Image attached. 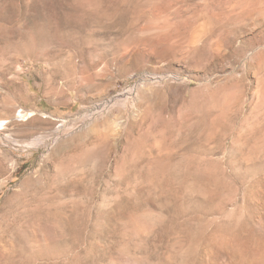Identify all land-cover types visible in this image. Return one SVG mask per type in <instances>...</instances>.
Listing matches in <instances>:
<instances>
[{
    "label": "rangeland",
    "instance_id": "1",
    "mask_svg": "<svg viewBox=\"0 0 264 264\" xmlns=\"http://www.w3.org/2000/svg\"><path fill=\"white\" fill-rule=\"evenodd\" d=\"M0 125V264H264V0H0Z\"/></svg>",
    "mask_w": 264,
    "mask_h": 264
},
{
    "label": "bare ground",
    "instance_id": "2",
    "mask_svg": "<svg viewBox=\"0 0 264 264\" xmlns=\"http://www.w3.org/2000/svg\"><path fill=\"white\" fill-rule=\"evenodd\" d=\"M21 116H24V115L21 114ZM19 118H20V117H19ZM1 124H2V123H1ZM0 126H1V125H0Z\"/></svg>",
    "mask_w": 264,
    "mask_h": 264
}]
</instances>
